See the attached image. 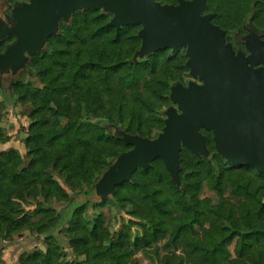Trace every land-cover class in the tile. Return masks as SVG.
I'll use <instances>...</instances> for the list:
<instances>
[{"label": "trees", "instance_id": "16d2710c", "mask_svg": "<svg viewBox=\"0 0 264 264\" xmlns=\"http://www.w3.org/2000/svg\"><path fill=\"white\" fill-rule=\"evenodd\" d=\"M104 17L111 19L112 16L101 10L74 12L71 21L67 24L62 22L59 33L48 39L47 51L41 50L32 58L30 67L42 78L44 87L33 90L29 85L17 86L19 99L31 93L40 100L33 115L35 125L39 126L35 127V134L41 135L45 148L42 153H39L42 150L39 148L30 165L22 169L12 163L16 153L7 151L0 154V205L3 206L0 207V228L1 223H4L8 228L7 232L11 227L31 222L29 213L14 209L16 200L22 204L23 196L31 188H37L38 185H42L47 191L53 188L65 199H69L66 191L47 175L46 169L58 170L71 192L85 194L86 191V194H95L93 185L99 180L97 178L102 176L120 154L131 148L114 135L105 133L101 126L90 123L91 118H108L107 110L105 113L98 111L97 101L101 104L100 98L107 93L112 94L117 84L122 87V91L118 90L114 100L109 99L108 102H111V109L121 111L127 94L123 86L125 82L115 84L112 77L120 68H136L143 62L142 59H138L136 64L125 59L117 62L115 54L108 53L110 47L105 35L112 33L117 42L133 27L126 26L116 30L108 26L109 21H105ZM90 22L91 28L86 29ZM127 38L140 41L136 35ZM138 49L139 46L135 52ZM160 52L150 54L144 60ZM179 68L185 69L181 64ZM161 85L165 88L169 86L167 79H161ZM165 92L159 89L155 96L169 102V98L164 97ZM133 96L131 92L130 97L134 100ZM104 99L107 100L106 97ZM140 100L155 112V118L151 120L150 117H145L140 105L135 121L128 122L122 130L131 135L153 139L161 132L165 117L157 114V109L150 107L151 103L149 105L147 99ZM129 114L131 115L130 112ZM62 119L65 120L64 123L61 122ZM154 128L160 132L152 136ZM204 134L207 136L206 146L210 156L194 155L182 148L179 186L172 181L163 162L156 160L148 169L139 168L130 181L115 187L113 194L100 201L101 205L110 202L116 207H122L125 200L132 203L137 199L140 216L143 218L140 233H136L134 237L128 235L131 227L128 226V230L121 229L113 241L108 242V239L99 235L102 221L99 215L93 220H82L80 228L86 225L88 228L85 227L83 233H78V218L86 206L85 202L70 200L68 210L62 215H57L45 203L39 202L31 211L39 217L38 222L31 225L41 235L47 236V249L44 253L36 251L24 254L20 263L98 264L101 260L100 263L104 264H129L135 251L150 247L168 236L173 244H183L190 264H264V176L251 167H234L226 162L216 153L212 135L207 132ZM97 142L127 149L119 152L116 147V155L112 158L101 150L95 159L88 162L87 149L90 146L95 148ZM37 146L39 145L34 147ZM149 177L155 179L151 186L147 182ZM25 178H28L26 183L19 185ZM202 179L207 180L209 188L217 194V204L198 198ZM163 185L167 187V193H163ZM123 189H129L130 193L121 195L120 191ZM226 194L229 199L225 198ZM157 215L159 218L155 219ZM162 217H172L173 220L169 226H165ZM62 219L69 222L65 233H74L70 242L75 254H78L83 245H87L83 249L86 253L91 241H97L86 253L85 260L67 259V253L58 246L53 230L60 225ZM204 219H210L213 226L204 229L202 236H198L196 227H201ZM232 242L233 252L229 250ZM175 257L180 262L183 260L180 256Z\"/></svg>", "mask_w": 264, "mask_h": 264}, {"label": "water", "instance_id": "95a60500", "mask_svg": "<svg viewBox=\"0 0 264 264\" xmlns=\"http://www.w3.org/2000/svg\"><path fill=\"white\" fill-rule=\"evenodd\" d=\"M85 9L111 14L108 26L116 30L141 26L133 63L161 50L184 49L189 76L197 80L171 86L169 99L175 106L164 111V126L155 138L115 127L113 135L131 149L120 154L94 185L100 200L156 160L179 186L182 148L210 156L202 129L212 134L226 162L264 176V66L254 68L264 63V43L252 34L246 42L249 56L235 54L225 42V32L212 23L213 15L204 14L207 0H178L177 5L156 0H28L6 15L11 26L0 25V41L14 38L0 54V69L14 73L26 67L59 33L62 22L69 23L74 12Z\"/></svg>", "mask_w": 264, "mask_h": 264}, {"label": "rangeland", "instance_id": "374dc122", "mask_svg": "<svg viewBox=\"0 0 264 264\" xmlns=\"http://www.w3.org/2000/svg\"><path fill=\"white\" fill-rule=\"evenodd\" d=\"M159 1L161 3H176L177 0ZM27 2L28 0H8L9 13H11V10L15 5ZM1 7L0 22L3 21V12L1 11ZM251 7H255L253 18L254 22L264 28V0H209V11H216L218 14L215 22L229 31L232 30L235 25H239L242 22L248 9H250ZM6 15L10 14H5V19ZM104 18L105 21L111 20L110 17ZM91 23L92 22L88 23L86 29L91 28ZM132 27L133 28L129 29L128 32L125 33L126 35L121 37L120 41L118 40L117 42H115V38L112 33L105 35V38L107 39L106 43L108 44V47H110L108 53L115 54L117 62L122 59H125L126 61H132L136 48H138V46L140 47L141 40L137 41L135 40V38L133 40H127V37H132L133 35H136L138 37L139 27ZM10 41L11 39L7 40L6 42ZM4 44L5 42L0 43V45L4 46H0V54L4 52L5 47L8 45ZM118 46L120 48H118ZM47 49L48 45L46 44L43 51H47ZM33 56L26 64V67L14 73L11 70L0 69V154L7 151H13L14 153H16L12 163L16 166H20L19 169L26 168L28 165H30L34 153H37L36 151L39 148H42V150L39 152L42 153L43 148H45V146H43L41 135L35 134V127L39 126L35 125L36 120L33 115L36 104L40 100L36 99L35 96H33V94L31 93H27V96L22 99H19L17 96V94L19 93V88L17 86L19 84L24 87L25 85H29V87H31L33 90L42 89L44 87L42 78L35 72L34 68L30 67ZM187 59L188 58L184 50H181L177 53L172 52L171 50H161L160 53H158L156 56H153L152 58H149L148 60L142 59L143 62H141V65L136 68H120L112 77V82L115 84L119 82H125V85L123 86L126 88L127 94H125L124 105L121 107V111H119L120 109L118 108V111L120 113L117 112L115 108L111 109V102H108L109 99H111V101L114 100L118 90L122 91V87L117 84L112 94L107 93L103 95L102 98H100L101 104L99 101H97L98 111L104 112L107 110L108 118H91L90 123L101 126L104 129L105 133L113 136L115 127L122 129L126 125H128V122L130 123L135 121V119L139 115L140 105H142L143 107L141 108V110L143 111V115H145V117L148 116L151 118V120H153L155 118V112H152L147 104L141 103L140 98L143 100L147 99L149 105L151 103L150 107H154L155 109H157V114L161 115V117L164 116V111L171 103L170 100L168 102L166 100H161L162 98L158 99L155 96L156 91L159 89L161 92L166 91V95L164 97L169 98L170 89L174 83L178 81H194V79H192L188 75L189 70L186 68ZM180 64L183 65V67H185L187 71H184V68H179ZM179 72H181V74ZM161 79H167L169 86H167L166 88L163 87L161 85ZM131 92L135 96H133L134 100L130 97ZM104 97L107 98L106 101ZM129 112L131 113V115L129 114ZM129 115L131 116L130 118ZM61 122L64 123L65 120L62 119ZM152 130V136H155L158 132H160L157 131L156 128ZM35 145L39 146L34 147ZM97 145H99L98 148ZM116 147L119 149V152H122V149H127L123 148V146H115L110 143L101 144L100 142H97L95 148L93 146L88 147L86 152V159L88 162L93 158L95 159L98 153H101V150L110 154L109 156H111L112 158L116 155ZM219 156L222 157L221 155ZM45 172L47 173V175L51 176L52 179L62 189L66 191L69 199H65L63 196H61L59 194V191L56 189L52 188V190L47 191L43 188L42 185H38L37 188H31L30 191L23 196L24 200L22 201V204L17 203L16 200L14 209H20L19 211L29 213L31 222L23 226L14 228L11 227L9 228V232L6 231V229H8L6 228V225L4 223H1L0 264H21L20 259L24 254H33L36 251L44 253L46 251L48 245L46 243L47 236L41 235L31 225V223L38 222L39 217L33 215L31 211H33L37 207V204L39 202L45 203V206L53 209L57 213V215H62L68 210L70 200H74V202H85L86 206L78 218V233H83L85 227L86 229L88 228L87 225L80 228L86 218L93 220L98 215L102 218L99 235L104 239H108V242H112L115 238V235L121 229L128 230V226H131L129 232L130 234L128 233V235L134 237L136 233H140V225L143 218L140 216V205L137 199L133 200L132 203L125 200L124 206L122 205V207H116L110 202L101 205V200L99 197H97L96 194H86V191L85 194H75L71 192L64 176L60 174L58 170L48 168L45 170ZM27 179L28 178H25V180L19 185H23V183H26ZM98 179L99 178H97V180ZM154 180L155 179L153 177H149L147 179V182L151 186L153 185ZM93 191L95 193V189ZM167 192V187L163 185V193ZM129 193V189H123L120 191L121 195H128ZM228 197V194H226L225 198ZM198 198L202 200L208 199L212 204H217L218 202L217 194L209 188L207 180L204 179H202L201 188L198 191ZM0 207L3 206L0 205ZM7 209L11 210L10 208ZM18 212L14 213L17 214ZM157 218H159L158 215L155 216V219ZM162 220H164L165 226H169L173 219L172 217H162ZM68 223L69 222L67 219H62L60 225H58V227L53 230L54 236L57 239V244L65 253H67V259H77L80 261L85 260L88 254V250L91 249L93 245L97 244V241H91V243L89 244V248L86 251L87 254L83 251V249H85L87 245H83L82 249L78 250V254H75L70 242V237H72L74 233L68 234L64 231L69 227ZM212 226L213 225L210 219H204L202 226L196 227L198 236H202V231ZM182 245L183 244L180 243L173 244L169 240V237L165 236V238L159 240L150 247L135 251L129 264H133V261H135V264H190L187 261V251ZM233 249L234 242L229 245V250L231 252H233ZM175 255L182 257L183 260L180 262V260L177 259ZM93 261H95V259H93ZM100 262L101 260L98 264H104L103 262Z\"/></svg>", "mask_w": 264, "mask_h": 264}, {"label": "flooded vegetation", "instance_id": "af4514ba", "mask_svg": "<svg viewBox=\"0 0 264 264\" xmlns=\"http://www.w3.org/2000/svg\"><path fill=\"white\" fill-rule=\"evenodd\" d=\"M185 1H191V0H185ZM156 2L160 3L161 5H177L178 4V0L176 1V3H161L159 0H156ZM0 7L2 8L1 11L3 12V14H2V20L3 21H1V22L5 24L4 25V24L0 23V25H2L3 27L11 26V22L9 20L7 21L5 19V14H7V13L10 14L9 13L8 0H1ZM254 8L255 7H251L250 9H248V11L245 14L242 22L239 25H235V27L230 31L226 30L225 28H223L222 26L218 25L215 22L218 14L216 11H212V12L209 11V0H207V10L205 11L204 14H212L213 15L212 20H211L212 23L214 25L218 26L221 30H223L225 32V42L230 44V46H231V48L235 54L241 53L245 57H248L250 54V52L247 50V47H246V42H247L248 36L255 34L264 43V28L261 25H258L257 23L254 22V19H253L254 18ZM137 27H139V30L141 29V26H137ZM10 39H11L10 42H13V40H14L13 37H5L0 43L5 42V44H8L10 42H6V41L10 40ZM181 50H184V49H181ZM178 51H180V50H178ZM175 52H177V51H175ZM262 66H264V63L255 65L254 68H258V67H262ZM188 75H189V71H188ZM194 81H197V80H194ZM178 82L183 84L184 86H187V84L190 81H178ZM170 103L171 104L168 107L175 106L171 101H170ZM200 132L206 136V134H204V132H207V131L202 129V130H200ZM207 133H210V132H207Z\"/></svg>", "mask_w": 264, "mask_h": 264}]
</instances>
